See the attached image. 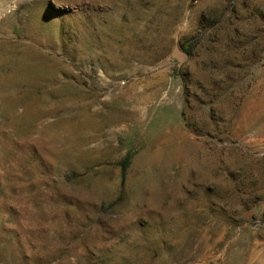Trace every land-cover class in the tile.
Returning <instances> with one entry per match:
<instances>
[{
  "label": "rangeland",
  "instance_id": "1",
  "mask_svg": "<svg viewBox=\"0 0 264 264\" xmlns=\"http://www.w3.org/2000/svg\"><path fill=\"white\" fill-rule=\"evenodd\" d=\"M0 264H264V0H0Z\"/></svg>",
  "mask_w": 264,
  "mask_h": 264
},
{
  "label": "water",
  "instance_id": "2",
  "mask_svg": "<svg viewBox=\"0 0 264 264\" xmlns=\"http://www.w3.org/2000/svg\"><path fill=\"white\" fill-rule=\"evenodd\" d=\"M170 57L176 61V67L179 69L184 63L187 62L189 55L188 53L181 50L175 45L170 53Z\"/></svg>",
  "mask_w": 264,
  "mask_h": 264
},
{
  "label": "trees",
  "instance_id": "3",
  "mask_svg": "<svg viewBox=\"0 0 264 264\" xmlns=\"http://www.w3.org/2000/svg\"><path fill=\"white\" fill-rule=\"evenodd\" d=\"M128 159L122 164L121 166V171H122V177L124 178V175H125V172H126V169H127V166H128Z\"/></svg>",
  "mask_w": 264,
  "mask_h": 264
}]
</instances>
